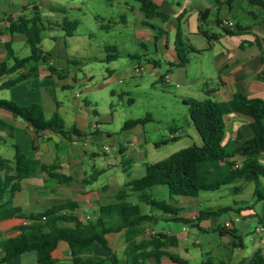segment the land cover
I'll list each match as a JSON object with an SVG mask.
<instances>
[{
  "label": "crops",
  "instance_id": "crops-1",
  "mask_svg": "<svg viewBox=\"0 0 264 264\" xmlns=\"http://www.w3.org/2000/svg\"><path fill=\"white\" fill-rule=\"evenodd\" d=\"M48 1L0 0V65L3 63H7L9 67L13 65V61L7 58V44H11L12 47L16 37H20L25 41L23 35L10 33L8 19L16 20L23 14L24 8L28 10L26 11L28 13L34 7L41 12L47 11L53 17H58L56 14L57 10H59L58 6L53 4L51 8H47L45 5L49 3ZM150 1L157 7V12L153 20L150 21L151 26L145 25L146 19L140 9V5L137 9L128 3L126 6L132 12H139L140 19L135 25L139 29L138 34L141 40L144 43L153 44L156 52L162 53L165 63L173 68V70L169 71L168 79L177 80L179 78L178 74L182 71L186 74L187 66L179 65L181 60L177 52L178 43L183 42L184 48L199 58L206 59L209 56L211 60L214 59L213 63L218 73V82L216 85H209L207 80L200 81L202 89L198 91V99L214 100L224 108L226 130L224 147L227 160L237 165L241 164L244 161V157L233 156L234 146L236 142L251 137L250 125L253 123V119L233 111L231 106L236 93H241L248 98L264 100L263 11L259 7L254 10L253 7L255 6L249 5L246 0L244 1L247 6L243 16L235 13L237 9L236 0ZM214 11L218 15L214 25L220 31L209 25L210 17ZM224 19L233 22L234 28H223L220 22ZM124 23L125 25L129 24L126 19ZM202 32L207 33L209 36H214L216 39L209 40ZM178 33H181V39H178ZM65 47L67 48V45ZM2 49H4V52H2ZM14 54L17 56L15 51ZM55 62L53 59L50 63L48 62L49 66L47 69L44 68L47 63H39L37 72L34 75L10 88H3L2 86L9 80L27 74L30 66L19 68L10 74L0 76V90L20 92L21 96H19V99L13 96L12 100L17 105L20 104L19 106H29L34 103L40 104L35 99L36 86L39 85L40 93L44 95L42 100L52 106L49 99L45 98L54 96L55 87L49 83L37 84L36 80L41 78L42 73L45 79L58 81L59 83H56V86H60L63 89L71 87L68 82L62 83L59 81L62 78V74L59 73L58 69L50 66L51 63L55 64ZM160 65L161 60L159 59L153 62V67L158 69V71H161ZM184 80H186V87L189 92L194 87L196 89L195 84L187 85L189 84L187 76ZM188 98L194 97H184V100ZM55 102L56 110H58L60 104L57 101ZM0 122L7 126V128L0 129V155L7 160L5 170L2 173L4 179L15 173V147L21 150L25 160H35L47 165L58 164L62 173L73 178V183L71 182L72 184L69 185L60 184L58 181L51 179L45 172H39L34 176L23 179L20 182V190L15 192L12 198H9V196L4 198L6 204L0 210V240L19 234V227L26 222L24 218L17 214L19 210L28 216L65 202H76L82 209L79 199L70 198L64 194L73 184L79 183V179L76 176L80 170L84 176L91 174V177L97 183L98 175L111 178L109 169L114 166L116 160L123 165L125 164L127 173L134 169L132 162L124 161L122 157L126 151L124 147L118 149L119 156L109 158L108 154H105L106 160L100 161L99 165H96L98 154L92 151L88 152L87 148L93 138L99 134L97 133L98 131L88 132V129L93 128V120L88 111L81 109V114L77 117V124H74V127L87 134L83 138L72 136L70 139H65L53 132H42L37 135L28 123L16 115L1 109ZM134 134L135 138L137 134L135 132ZM172 134V141H177L180 138V132L177 129L173 130ZM136 141L137 138H135ZM10 148L14 151V157L11 156L12 159L5 156ZM261 162L264 164V156L261 158ZM201 164L205 169L200 172L206 174L210 181L219 180L232 170L226 162L222 161L200 163L199 170ZM92 188L93 186L89 185L80 194L87 196L91 194L90 191H95L91 190ZM106 189H108V186H105L103 191ZM254 190L255 186L253 183L238 179L215 192L202 193L197 198L184 197L182 202H176L174 205L181 210L178 217L190 220V222L177 221L182 224L181 231L177 233L160 231L156 228L154 231L156 234L166 235L168 238L167 242L176 241V245L170 247L169 252L179 255L187 260L189 264H202L205 255L230 264L250 261L257 251H261L264 257V201L259 202L256 200ZM89 200L92 203L94 201L97 203H94L91 207L95 206L94 208H98L101 204L97 199L93 200V198H90ZM200 201L205 204L204 210L198 209ZM87 208L89 207H85L84 210ZM226 208H229L230 211L196 221L200 212H217ZM149 214L155 218L152 222L153 224L158 221H172L171 218L173 217V215H164L163 213H154L152 211ZM223 214H228L229 216L224 221L221 220V215ZM253 221H257V224L253 225ZM227 223L232 224L229 229L225 228ZM145 230H148L146 226ZM117 235L122 238L125 250L126 243L123 233L111 234L108 236V240L110 247L118 254V251L113 248L110 242L111 237L115 238ZM202 235L204 236V241L199 239V236ZM145 236L146 232L144 238H147ZM190 238H196V240L190 243ZM94 254L99 259L107 256L106 251L97 245L94 246ZM119 257L123 259L125 251L124 256ZM53 258L63 262L69 261L70 253L68 247L61 243L58 249L53 252ZM162 263L172 264L167 258L163 259ZM8 264H37V258L35 254L28 253ZM145 264H154V262L150 260Z\"/></svg>",
  "mask_w": 264,
  "mask_h": 264
},
{
  "label": "rangeland",
  "instance_id": "rangeland-1",
  "mask_svg": "<svg viewBox=\"0 0 264 264\" xmlns=\"http://www.w3.org/2000/svg\"><path fill=\"white\" fill-rule=\"evenodd\" d=\"M48 2L45 5L47 8H51L53 4L58 6L59 10L56 12L58 17H53L47 11L42 12L44 30L41 33L40 48L45 53L53 54L48 62L50 63L52 59L56 62L51 63L50 66L58 69L62 74L59 81L68 82L71 87L63 89L56 86L58 81L45 79L41 73V78L37 79L36 83H49L55 87L54 96L45 98L49 99L52 106L42 100L44 95L40 93L39 85L36 86L35 99L42 104L47 119H51L54 112H58L64 120L66 129L77 124L81 109L88 111L93 120V128L88 129V132L98 131L99 134L93 138L87 148L88 152L98 154L96 165L106 160L105 154H108L109 158L119 156L118 149L124 147L126 151L122 157L124 161L132 162L134 168L127 173L125 164L116 160L114 166L109 169L111 178L98 175L97 183L91 174L84 176L81 170L79 171L76 176L79 183L73 184L64 194L79 199L82 206L79 211L80 217L91 220L95 217L98 208L91 207L97 203L96 201L92 203L90 198L97 199L101 204L111 203L120 188L129 181L145 175L146 164L162 161L182 149L202 144L184 104V97L198 99V91L202 89L200 81L207 80L209 85H216L218 73L213 63L214 59L211 60L209 56L206 59L199 58L185 49L183 55L188 60L185 64L186 74L182 71L178 74L177 80L168 79L169 71L173 68L165 63L162 53H157L153 44L141 40L139 29L135 25L140 19L139 12H132L126 6L128 3L137 9L139 3L136 1L49 0ZM236 5L235 13L243 16L247 6L245 1L236 0ZM253 8L256 10V7ZM124 17L128 25H125ZM217 17V12L214 11L209 25L220 31L214 25ZM65 20L77 22L76 28L65 25ZM12 48L19 58L31 53L26 42L20 37L14 39ZM2 50L4 52V49ZM111 56L116 57L111 59ZM158 59L161 60V71L153 67V62ZM48 66L47 63L44 68L47 69ZM186 76L189 80L187 85L196 86L191 92L186 87V80L183 81ZM19 93L15 90H0V100L13 101V96L19 99L21 96ZM55 101L60 104L58 110ZM130 121H139L140 124L135 128L125 129V124ZM175 129L180 132V138L172 141V131ZM134 132L137 134L136 142ZM165 140H169L168 144L156 146ZM105 148L108 149L107 152L104 151ZM5 156L12 159L13 149L10 148ZM204 169L201 164L200 171L203 172ZM89 185L93 186L91 190L95 191H90L91 194L87 196L81 195L80 193ZM105 186H108V189L103 191ZM145 193L158 201H168L173 204L184 200V197L175 196L171 201L167 189L162 186ZM137 195L131 193L130 201L139 205L143 213L149 214L150 211L161 213L140 203ZM85 207L89 208L84 210ZM204 207L205 204L200 201L198 209L204 210ZM228 217V214H223L221 220L224 221ZM254 224H257V221H253ZM145 226L148 228L145 230L147 238L156 234L155 228L171 233H177L182 228V224L175 221H158L155 224L149 222ZM199 239L204 241V236H199ZM195 240L196 238H190L189 242ZM110 242L118 251V255L123 257L125 250L122 238L117 235L115 238L111 237Z\"/></svg>",
  "mask_w": 264,
  "mask_h": 264
},
{
  "label": "trees",
  "instance_id": "trees-1",
  "mask_svg": "<svg viewBox=\"0 0 264 264\" xmlns=\"http://www.w3.org/2000/svg\"><path fill=\"white\" fill-rule=\"evenodd\" d=\"M140 5L145 16V25L151 26L157 7L150 0H131ZM249 5L259 7L264 13V0H246ZM24 8L16 20L8 19V28L11 34H21L30 48V55L24 58L15 56L11 44L6 45L7 57L13 61L11 67L7 63L0 65V76L10 74L15 70L30 66L27 74L3 84V88H10L37 72L39 63H48L53 57L52 53H45L40 45L41 33L44 30L42 12L36 7L30 12ZM26 12V13H25ZM64 24L76 28L77 22L64 21ZM41 25V26H40ZM209 40L216 39L202 32ZM181 39V33L177 34ZM177 52L181 60L180 66L188 62L184 57V44L178 43ZM116 56H111L114 59ZM53 71V70H52ZM191 121L199 134L202 144L192 145L182 149L168 158L146 164V173L143 177L131 181L120 188L114 195L113 201L100 204L96 215L91 220L80 217V206L76 202H65L31 215H25L17 211L25 223L19 227V234L0 240V264L11 263L25 254L33 253L37 258V264H145L152 260L154 264H163V259H169L172 264H189L177 254L169 252V248L176 245V241L167 242L164 234H155L150 238H144L145 224L153 222L154 216L143 213L141 207L129 201L131 193H137L140 203L159 210L164 215H173L172 221L189 223L178 217L180 209L168 201H158L145 192L158 186L165 187L170 200L173 197L197 198L202 193L215 192L221 187L229 185L238 179H244L255 186L254 197L257 201H264V164L261 158L264 156V100L260 98H248L241 93L234 95L232 110L251 117V137L236 142L233 156L244 157V161L237 165L228 161L225 153L224 140L226 136L224 108L211 99L199 100L189 98L184 100ZM0 109L16 115L28 123L36 132H53L65 139L72 136L79 138L87 134L77 127L66 129L64 120L56 112L51 119L45 117L41 104L34 103L29 106H19L13 101L0 100ZM139 121H130L125 124V129H132L139 125ZM7 128L0 122V129ZM165 140L159 145H165ZM16 149L15 173L6 179L2 177L7 160L0 155V210L5 206L4 198H12L15 192L20 190V182L39 172H45L48 176L62 185H69L73 178L62 173L58 164H42L35 160H25L18 147ZM226 162L231 172L216 181H210L206 174L199 170V164L203 162ZM230 211L229 208L217 212H200L196 221L202 218L220 215ZM123 233L126 243L125 257L122 259L110 247L108 236ZM64 243L69 250L70 259L63 262L53 258V252ZM104 249L107 256L99 259L94 254V246ZM202 264H230L223 260H216L205 255ZM237 264H264L261 251H257L250 261H241Z\"/></svg>",
  "mask_w": 264,
  "mask_h": 264
},
{
  "label": "built area",
  "instance_id": "built-area-1",
  "mask_svg": "<svg viewBox=\"0 0 264 264\" xmlns=\"http://www.w3.org/2000/svg\"><path fill=\"white\" fill-rule=\"evenodd\" d=\"M220 25H221L223 28H225V29H232V28H234V23L231 22V21H229V20H227V19L221 20ZM104 151L107 152L108 149L105 148ZM231 225H232V224L227 223V224L225 225V228H226V229H229V228L231 227Z\"/></svg>",
  "mask_w": 264,
  "mask_h": 264
},
{
  "label": "water",
  "instance_id": "water-1",
  "mask_svg": "<svg viewBox=\"0 0 264 264\" xmlns=\"http://www.w3.org/2000/svg\"><path fill=\"white\" fill-rule=\"evenodd\" d=\"M46 14V13H45Z\"/></svg>",
  "mask_w": 264,
  "mask_h": 264
}]
</instances>
